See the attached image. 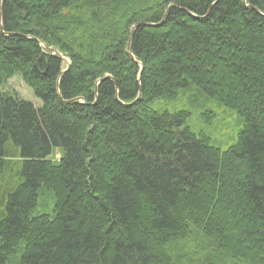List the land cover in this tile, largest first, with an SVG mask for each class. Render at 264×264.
<instances>
[{
  "label": "trees",
  "instance_id": "trees-1",
  "mask_svg": "<svg viewBox=\"0 0 264 264\" xmlns=\"http://www.w3.org/2000/svg\"><path fill=\"white\" fill-rule=\"evenodd\" d=\"M0 19V264H264V0H0ZM179 94L204 123L233 112L234 143L156 106Z\"/></svg>",
  "mask_w": 264,
  "mask_h": 264
},
{
  "label": "rangeland",
  "instance_id": "rangeland-1",
  "mask_svg": "<svg viewBox=\"0 0 264 264\" xmlns=\"http://www.w3.org/2000/svg\"><path fill=\"white\" fill-rule=\"evenodd\" d=\"M66 62V59H65ZM4 90L13 91L20 99L30 102L35 108L40 103L33 98L32 92L23 84L20 78L15 77L6 83ZM191 94V93H190ZM187 96L178 95L175 99H164L157 102V107L167 111L177 109H187L190 111V120L188 127L196 132H200L209 137L211 144L221 150L231 146L237 136L239 127L236 116L233 112L220 107L214 102L206 104V109L212 113V118L208 123H204L200 115L203 112L201 108H191L186 104ZM59 152L55 151L52 158L57 161Z\"/></svg>",
  "mask_w": 264,
  "mask_h": 264
},
{
  "label": "water",
  "instance_id": "water-1",
  "mask_svg": "<svg viewBox=\"0 0 264 264\" xmlns=\"http://www.w3.org/2000/svg\"><path fill=\"white\" fill-rule=\"evenodd\" d=\"M243 3H245V0H243ZM245 9H247L246 6H245ZM166 14H167V12H166L165 15L163 16V19H162L161 22H163V20L165 19ZM0 23H1V19H0ZM146 26H151V25L140 24V25L136 26V27L133 29V31H131V34H130V40H131V38H132V36H133V32H134V30H135L137 27H146ZM1 29H2V27H1ZM127 54L130 55V47H129V46L127 47ZM53 55H56V54L54 53ZM58 57H59L64 63H66L65 60H64L62 57H60V56H58ZM66 65H67V64H66ZM64 72H65V71H62V73H60V75L63 74Z\"/></svg>",
  "mask_w": 264,
  "mask_h": 264
}]
</instances>
